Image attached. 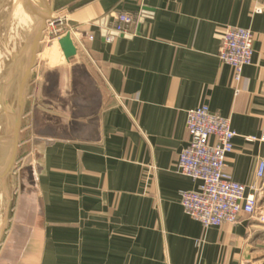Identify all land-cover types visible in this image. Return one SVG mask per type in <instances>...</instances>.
Instances as JSON below:
<instances>
[{
  "label": "crops",
  "instance_id": "1",
  "mask_svg": "<svg viewBox=\"0 0 264 264\" xmlns=\"http://www.w3.org/2000/svg\"><path fill=\"white\" fill-rule=\"evenodd\" d=\"M48 2L84 39H62L76 50L55 48L63 65L40 53L33 68L0 264H264V223L244 215L204 228L181 204L199 182L177 171L187 112L207 106L230 119L227 170L247 194L259 189L264 213V0ZM121 11L136 15L134 34L108 43ZM227 27L255 37L239 84L219 58Z\"/></svg>",
  "mask_w": 264,
  "mask_h": 264
},
{
  "label": "built area",
  "instance_id": "2",
  "mask_svg": "<svg viewBox=\"0 0 264 264\" xmlns=\"http://www.w3.org/2000/svg\"><path fill=\"white\" fill-rule=\"evenodd\" d=\"M257 12H262V9ZM114 19L113 26L106 29V42L112 43L116 37L134 34L135 14L121 11L115 14ZM44 35L56 40L69 37L77 43L84 39L68 25L65 15L48 21ZM88 38L94 39L93 36ZM254 41L252 31L241 27H227L221 34L219 58L231 67L235 84L242 81L245 67L252 64ZM186 128L189 144L179 156L177 171L199 182L198 190L181 193V204L186 214L206 229L226 223L237 224L244 215L264 223V213L259 210L256 197L259 189L254 188L253 193L247 194V187L236 182L227 170L228 156L234 151L236 137L230 119L202 106L187 112ZM262 138L264 140V133ZM257 176L259 179L264 177V161L258 167Z\"/></svg>",
  "mask_w": 264,
  "mask_h": 264
},
{
  "label": "rangeland",
  "instance_id": "3",
  "mask_svg": "<svg viewBox=\"0 0 264 264\" xmlns=\"http://www.w3.org/2000/svg\"><path fill=\"white\" fill-rule=\"evenodd\" d=\"M28 6H31L29 9V14H30V11L31 12L34 11V13H36L37 8L39 10L41 9L39 2L38 4L32 3L31 5L29 4V5L21 6L18 0H0V55H1L0 56V61H1L0 69L2 65L4 64L5 69H7L6 74H8L7 75L8 78L7 79L5 78V81L2 87L3 86L5 87L6 85H8L11 79V76H10L12 74L11 63H12L13 56L15 54L18 55L22 51L23 47L29 42L31 33L34 30V26L38 19V17L27 18L26 12H28V9L25 12L22 9V7L27 8ZM39 13L42 15V12H39ZM45 31H46V27H45V30L41 34V39L39 42V49H38L36 61H37L38 55L41 53L42 59H48L50 61L49 66L63 65L64 63V61H62L63 54L60 52L56 53V50H55V48H57L58 46H60L61 48L62 39L61 40H56L53 38L49 39L47 35L45 37L44 35ZM36 61H35V64H36ZM16 69L18 71L17 73L20 75L19 72H22V68L16 67ZM31 79H32V74H31ZM32 88H33V85L30 80V83L28 85L27 92H26V102H25V107H24L25 109L24 113L28 112L31 106L28 96ZM14 103H15V99L13 96L10 98V101L7 104V109L9 110V112L14 110L15 108ZM9 123H10L9 116H7V114L5 113L3 114V112L0 113V141L5 135L8 136V134H10V131H8L10 128ZM23 123H25L24 116L22 120V126H23ZM9 144L10 143H8V145ZM17 155H18V158L16 156V161L13 166V169L11 173L7 176L9 177V180L4 182V179L2 178L0 179V246L9 233L11 222L13 219L12 218L13 217V207H14V204L16 203V199L19 196V192H20L17 182H15V184L11 182L15 178H18L19 171L21 168L17 161L19 160V157L23 154L17 153ZM6 167H7L6 159L0 160V172H3L4 170H6Z\"/></svg>",
  "mask_w": 264,
  "mask_h": 264
},
{
  "label": "water",
  "instance_id": "4",
  "mask_svg": "<svg viewBox=\"0 0 264 264\" xmlns=\"http://www.w3.org/2000/svg\"><path fill=\"white\" fill-rule=\"evenodd\" d=\"M40 1H41V4H40L41 9L38 11L42 12V15L40 16L41 21L40 23L36 21V29L33 31L30 37V40L27 43L28 44L27 46L28 48L26 50L27 60L25 62V65L22 67V73H23L22 78H21L22 81L19 86V92L15 99V108L13 111L10 112V114H8V110L6 109V104H4V101L2 100L3 98H1V96H3L4 91H2V93L0 94V105H1V108L3 109L2 112L7 114L10 120V123H9L10 128L8 130L10 131V134H8V136L5 135L2 138V139H5L8 143H10L8 146L9 152H7L8 158L6 157V159H8V162H7L6 170H4L3 172H0V177H5L9 175L15 164L16 156H17L19 144H20L22 120L24 116V110H25L24 107H25V102H26V92H27V88L31 80L32 70L35 66L34 64H35L36 57L38 54L41 34L45 30L46 23L48 21L53 20L52 16H53L54 11L52 9V6L48 2V0H40ZM61 49L66 58H71L72 56L76 54V50L73 46V43L69 39L61 42ZM12 71H13L12 72L13 76L11 77L9 81L10 83L6 85L3 89L7 88L8 90L9 85L12 82H14L13 81L15 80L14 74H16L17 72L16 66H14V69L12 68Z\"/></svg>",
  "mask_w": 264,
  "mask_h": 264
},
{
  "label": "bare ground",
  "instance_id": "5",
  "mask_svg": "<svg viewBox=\"0 0 264 264\" xmlns=\"http://www.w3.org/2000/svg\"><path fill=\"white\" fill-rule=\"evenodd\" d=\"M38 2H39V5L41 4V1L40 0H38ZM23 9V8H22ZM24 10V9H23ZM35 17H38V15H36V16H34V18ZM53 17V21L54 20H56L57 19V17L58 16H52ZM37 21H38V23H40V21H41V17H39L38 19H37ZM46 25H47V23H46ZM36 29V24H35V26H34V30ZM33 30V31H34ZM33 31H32V33H33ZM32 33H31V35H32ZM28 46V44H26L24 47H23V49H22V51L17 55V54H15L14 56H13V58H14V60L12 61V68L14 69V66H16V67H23L24 65H25V62H26V60H27V58H26V50H27V47ZM1 56V55H0ZM1 73H4V75H5V77L3 78V80H1L0 81V85L1 84H4V81H5V78L7 79L8 78V74H6V70L7 69H5V67H4V64L2 65V67H1ZM14 71V70H13ZM13 71H11V72H13ZM24 71V70H23ZM18 72V71H17ZM16 72V74H14L15 75V80H13L14 82H12L10 85H9V87H8V90H7V88H5V89H3L2 88V91H4L3 92V96H1V98H3L2 100L4 101V104H6V109H7V104L9 103V101H10V98L11 97H13L14 96V99H16V96H17V94H18V92H19V86H20V83H21V78H22V75H23V73L22 72H19L20 73V75L18 74ZM11 77L13 76L12 74L10 75ZM10 83V82H9ZM8 83V84H9ZM2 86V85H1ZM2 93V92H1ZM15 104V103H14ZM13 104V105H14ZM8 110V109H7ZM2 111H3V109L1 108V105H0V112L2 113ZM4 114V113H3ZM8 114H10V112H9V110H8ZM3 137V136H2ZM1 137V138H2ZM9 145H8V142L5 140V139H2L1 141H0V160H5L6 159V157L8 158V154H7V152H9V147H8ZM8 162V159H6V163Z\"/></svg>",
  "mask_w": 264,
  "mask_h": 264
},
{
  "label": "flooded vegetation",
  "instance_id": "6",
  "mask_svg": "<svg viewBox=\"0 0 264 264\" xmlns=\"http://www.w3.org/2000/svg\"><path fill=\"white\" fill-rule=\"evenodd\" d=\"M13 60H14V58H12V61H13ZM10 62H11V61H10ZM11 68H12V63H11ZM1 85H3V84H1ZM1 85H0V94H1V92H2V88L4 87V86L2 87Z\"/></svg>",
  "mask_w": 264,
  "mask_h": 264
},
{
  "label": "trees",
  "instance_id": "7",
  "mask_svg": "<svg viewBox=\"0 0 264 264\" xmlns=\"http://www.w3.org/2000/svg\"><path fill=\"white\" fill-rule=\"evenodd\" d=\"M1 62V61H0Z\"/></svg>",
  "mask_w": 264,
  "mask_h": 264
}]
</instances>
